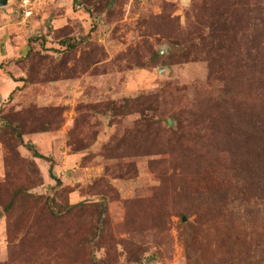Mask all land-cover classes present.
I'll use <instances>...</instances> for the list:
<instances>
[{
	"label": "rangeland",
	"instance_id": "374dc122",
	"mask_svg": "<svg viewBox=\"0 0 264 264\" xmlns=\"http://www.w3.org/2000/svg\"><path fill=\"white\" fill-rule=\"evenodd\" d=\"M18 3L0 264H264V0Z\"/></svg>",
	"mask_w": 264,
	"mask_h": 264
},
{
	"label": "built area",
	"instance_id": "2783aa9c",
	"mask_svg": "<svg viewBox=\"0 0 264 264\" xmlns=\"http://www.w3.org/2000/svg\"><path fill=\"white\" fill-rule=\"evenodd\" d=\"M18 7L22 16L27 18L32 14L33 0H19Z\"/></svg>",
	"mask_w": 264,
	"mask_h": 264
},
{
	"label": "trees",
	"instance_id": "16d2710c",
	"mask_svg": "<svg viewBox=\"0 0 264 264\" xmlns=\"http://www.w3.org/2000/svg\"><path fill=\"white\" fill-rule=\"evenodd\" d=\"M249 133V137L250 139H253L255 137V133H256V129L254 126H252V131H248ZM34 155L36 157H41V158H44V156H42L41 154L37 153V152H34ZM49 176L54 179L56 182H59L58 178H56L55 176H53L52 172H51V169L49 168Z\"/></svg>",
	"mask_w": 264,
	"mask_h": 264
},
{
	"label": "water",
	"instance_id": "95a60500",
	"mask_svg": "<svg viewBox=\"0 0 264 264\" xmlns=\"http://www.w3.org/2000/svg\"><path fill=\"white\" fill-rule=\"evenodd\" d=\"M8 0H0V7L6 5Z\"/></svg>",
	"mask_w": 264,
	"mask_h": 264
}]
</instances>
